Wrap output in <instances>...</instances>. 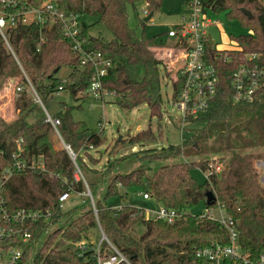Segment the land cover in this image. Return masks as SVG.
I'll return each mask as SVG.
<instances>
[{
	"label": "trees",
	"instance_id": "trees-1",
	"mask_svg": "<svg viewBox=\"0 0 264 264\" xmlns=\"http://www.w3.org/2000/svg\"><path fill=\"white\" fill-rule=\"evenodd\" d=\"M24 4L40 8L48 2L57 4L69 16L92 18L111 34L109 41L88 36L92 25L82 21V38L86 49L100 53L111 60L112 67L103 79V89L113 94L116 104L127 110L147 105L152 116L162 117L161 66L168 67L155 55L153 48L166 46L156 38L139 37L128 24V6L148 3L151 18L161 10L163 0H24ZM215 14L226 13L229 20L239 21L250 29L248 35L233 37L238 45L234 51H218L210 43L207 54L219 71L222 93L210 104L209 109L187 123L202 127L192 138L181 145H171L162 150L143 152L140 161L151 164L171 161L170 164L151 169L137 170L128 175H116L105 191V200L135 186L144 188L150 199L161 207L181 215L173 224L147 219L145 211L131 206L113 209L95 201L78 216L75 211L63 214L60 197L65 193L84 194L86 185L77 179V168H87L86 157L93 161L88 150L104 142L102 133L75 122L70 110L64 107L54 117L60 120L58 132L66 146L76 155L75 162L63 147L52 149L48 140L55 130L46 121L43 108L34 101L30 84L47 107L55 101L59 87L68 90L74 98H88L94 68L81 66L80 56L73 51V43L64 36L62 25L41 27L36 22L18 25L7 31V42L0 36V89L10 82L24 86L15 100L16 118L7 122L0 118V173L16 162L14 155L22 150L20 161L32 164L42 157L44 169L14 173L3 187V197L9 211L60 210V216L50 223L33 227V244L42 241L31 264H96L92 251L80 257L74 248L83 240L90 241L92 229L101 226L107 238L127 257L131 264H158L160 251L185 249L186 264H208L196 257V251L226 246L230 243L228 231L219 223L193 212L201 205L205 211L216 209L218 204L236 223L239 245L251 262L264 255V185L255 166L264 161V91L253 103H235L232 80L240 66L247 64L248 55L259 59L247 65L264 69V0H211ZM1 10L16 13L13 8L0 6ZM21 9V7H18ZM251 14V17L245 15ZM146 26L144 21L141 22ZM70 75L63 83L56 76L62 69ZM169 75V73H168ZM30 83V84H29ZM182 81L174 83L173 100L180 93ZM133 144L156 141L152 131L139 133L130 139ZM257 151V152H255ZM230 155L226 163L222 156ZM218 157L223 171L198 183L192 176L193 169L206 171L210 157ZM198 157L199 162L180 161ZM116 162L108 165L105 175L115 171ZM83 169V171H84ZM81 171V172H83ZM83 177L87 181V178ZM88 186L89 182L87 181ZM213 192L217 200L206 203L207 193ZM88 198V197H87ZM64 216L72 220L59 229L47 233ZM92 249V244H89ZM160 250V251H158ZM30 248L26 249L28 253ZM153 257V258H151ZM26 259L24 260V262ZM222 264H236L224 260Z\"/></svg>",
	"mask_w": 264,
	"mask_h": 264
},
{
	"label": "built area",
	"instance_id": "built-area-1",
	"mask_svg": "<svg viewBox=\"0 0 264 264\" xmlns=\"http://www.w3.org/2000/svg\"><path fill=\"white\" fill-rule=\"evenodd\" d=\"M24 3V0H0V6L18 11L11 14L0 9V36L7 42V31L20 24L26 25L36 22L41 27H47L60 22L64 36L73 43V51L81 58V66H92L94 68L93 79L86 94L93 95L95 99H103V96L107 94L103 89V79L112 67V62L105 59L100 53L86 49L85 41L82 38L81 17L74 14L65 15L54 2L45 3L40 8H33ZM143 4L141 14L148 17L149 4ZM185 5L188 14L182 18L181 23L167 33L169 38L175 40L173 48L161 47L172 51L168 56L170 63L166 58L160 59L168 67L169 73L175 72L173 83L182 81L183 86L174 103L181 113L183 122H186L188 118H197L199 115L204 114L209 109L211 102L222 93L219 71L211 63L207 54V44L210 43L214 47L216 45V42L209 35V30L218 26V23L210 16L211 13H214L211 0H185ZM18 7H21V9H18ZM246 59L249 61L247 64H249L257 61L259 56L248 55ZM247 64L240 66L233 76L232 89L235 103H253L257 96L264 91V69L251 68ZM30 88L34 101L46 113V121L52 125L55 134L63 143L58 132L60 120L49 114L47 107L31 84ZM24 89V86H17V94ZM60 91H63V86L59 87ZM63 145L75 162L76 155L68 146H65L64 143ZM90 149H93V147ZM21 153L22 150L19 148L18 153L14 155L16 160L14 165L0 173V264H31L42 244V241L33 244L32 228L40 223L48 224L53 217H56L55 212L49 209L37 211L27 209L9 211L7 209L3 197V187L10 177L16 172L25 170L38 172L44 169L42 157L37 162L29 165L19 160ZM76 168L77 179H79L78 174L81 176L82 174L80 169ZM223 169V164L219 161V158L214 157L203 173L206 179H209L220 174ZM82 180L87 189L84 194L86 197L91 198L93 211L97 215L95 201L83 176ZM71 194L65 193L60 197L61 210L63 204L70 199ZM143 199H150L148 193L143 195ZM145 216L147 219L164 221L168 224H173L181 217L176 211L164 207H161L159 211H145ZM203 217L215 221L225 228L228 231L230 243L226 246L215 245L212 248L197 250V258L206 261L208 264H222L224 260H232L236 264H264V255L257 261L251 262L247 254L242 251L239 245V231L236 223L226 214L223 206L218 204L216 209L204 211L197 219ZM97 228L102 237L100 244L95 246L91 240H83L75 244L74 248L78 251L79 256L84 257L86 253L92 251V257L96 264H131L123 252L107 238L99 223H97ZM56 229H59L57 225L53 226L47 233L49 234V232ZM89 244H92V249H89ZM28 248H30V251L27 253L26 249Z\"/></svg>",
	"mask_w": 264,
	"mask_h": 264
},
{
	"label": "rangeland",
	"instance_id": "rangeland-1",
	"mask_svg": "<svg viewBox=\"0 0 264 264\" xmlns=\"http://www.w3.org/2000/svg\"><path fill=\"white\" fill-rule=\"evenodd\" d=\"M143 6V3H137L134 7L128 6L129 27L139 37L156 38L157 41H163L167 44L166 47L173 48L175 40L169 38L167 33L181 23L182 18L188 14L185 0H163L161 10L146 23V26L141 23L147 18L141 14ZM210 16L218 23V26L211 28L209 35L216 42L215 48L220 51L237 50L238 45L233 40V37H240L250 33V29L243 26L239 21L229 20L226 13H211ZM81 20L88 25H92L88 36L100 37L106 41L112 39V34L103 25L96 23L94 19L86 17L81 18ZM153 51L158 59L166 58L168 63H170L168 56L172 53L171 50L156 47L153 48ZM168 73L169 71H165L161 66L162 117L152 116L147 105H142L133 110L122 109L116 104L115 96L109 93L105 94L103 99H95L93 95L83 99L74 98L68 90L60 91L55 96L56 102L63 104L66 109L70 110L75 122L82 123L92 131L102 133L105 138V142L100 147L88 150V154L93 161L87 158L84 152H81L87 168H83L84 171L83 169L80 171L84 172V176L89 182V191L94 201H101L105 206L113 209H120L124 206H131L145 211H159L161 209V206L155 200L143 199L145 191L141 186H135L128 190L122 189L118 196L109 200H105L104 197L109 182L116 175H128L137 170H146L148 168L151 169V172H154L159 167L171 163V161H160L150 165L144 164L140 161L143 152L147 150H162L171 145H181L192 138L195 130L202 129L199 125L181 120V113L173 100L175 72L169 73V75ZM69 75V69H62L56 76L57 83H63ZM6 86L7 84L0 89V94L5 91ZM11 90L13 93H17L16 88H11ZM6 103L7 98L0 100L1 107H5ZM6 113L7 118L1 115L0 118L7 122L13 121V118L9 120V117L13 115V110L10 108ZM146 131H152L156 137L155 142L148 144L131 143L130 139ZM48 143L52 149L60 150L64 147L56 134L48 140ZM209 157L210 159L214 158L213 156ZM229 157L230 155L222 156V163H226ZM199 160L201 158L193 157L180 161L199 162ZM115 161H117L115 171L104 176L108 165L115 163ZM255 166L259 172L260 181L264 185V161L256 162ZM83 172H81L82 176ZM191 172L198 183L202 184L205 182L206 177L200 169H193ZM78 176L79 179H82L80 174ZM90 201L91 198H87L85 194L72 193L70 199L63 204V214L75 211L74 216H78L90 207ZM204 211L205 207L201 205L193 214H201ZM72 218L64 216L57 226L67 225ZM101 238L98 228L91 230L90 240L95 246L100 244ZM160 253L158 264H186L188 253L186 249L185 252L184 249L180 248L164 250L160 251Z\"/></svg>",
	"mask_w": 264,
	"mask_h": 264
},
{
	"label": "crops",
	"instance_id": "crops-1",
	"mask_svg": "<svg viewBox=\"0 0 264 264\" xmlns=\"http://www.w3.org/2000/svg\"><path fill=\"white\" fill-rule=\"evenodd\" d=\"M17 84H18V82H10V84H7V86H6L7 88H5V91L2 94H0V100L7 98V103L5 104V107H1L0 106V115L5 117V118H7L6 117V114H7L6 112H8L10 108L13 110V115L11 117H9V120L12 119V118L15 119L16 118V114H17L15 112L14 105H15V100H16L18 94L15 91H14L15 93H13L12 90H11V88H13V89L16 88ZM8 86H9V88H8Z\"/></svg>",
	"mask_w": 264,
	"mask_h": 264
},
{
	"label": "water",
	"instance_id": "water-1",
	"mask_svg": "<svg viewBox=\"0 0 264 264\" xmlns=\"http://www.w3.org/2000/svg\"><path fill=\"white\" fill-rule=\"evenodd\" d=\"M245 15H247L248 17H251V14L248 12H245ZM150 19H151V16H148L147 18L144 19V22L147 23ZM47 109H48V112L51 116H55L58 112H60L61 110L64 109V105L61 103H58V102H51L47 106ZM206 197H207L206 203L208 205L214 204L217 200V198L213 192H208ZM59 216H60V212H57L56 217L58 218Z\"/></svg>",
	"mask_w": 264,
	"mask_h": 264
}]
</instances>
